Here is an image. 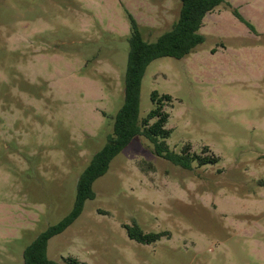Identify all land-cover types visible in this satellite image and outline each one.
Returning <instances> with one entry per match:
<instances>
[{
  "label": "rangeland",
  "instance_id": "rangeland-1",
  "mask_svg": "<svg viewBox=\"0 0 264 264\" xmlns=\"http://www.w3.org/2000/svg\"><path fill=\"white\" fill-rule=\"evenodd\" d=\"M180 6L0 0V264H23L24 249L72 209L123 104L132 24L154 42ZM199 33L186 57L148 65L139 117L153 91L170 96V150L218 162L179 166L133 138L49 240L53 264H264V0H225ZM133 224L160 237L137 243Z\"/></svg>",
  "mask_w": 264,
  "mask_h": 264
},
{
  "label": "trees",
  "instance_id": "trees-1",
  "mask_svg": "<svg viewBox=\"0 0 264 264\" xmlns=\"http://www.w3.org/2000/svg\"><path fill=\"white\" fill-rule=\"evenodd\" d=\"M225 0H180V11L177 20L170 30L160 35L154 42L145 41L136 26L132 24L129 39V50L124 81V99L121 108L115 114L112 131L107 135L105 145L96 152L78 177L75 186V198L72 209L57 224L39 234L23 251V264H53L47 257V245L51 238L64 232L80 216L86 201L94 198L93 184L102 177L111 161L135 137H143L154 149V153L176 165L189 167L192 162L198 166L216 164L215 156H199L185 151L175 153L167 145L171 131L166 128L169 115L164 107L170 102V96L150 95L153 108L145 117H139L140 88L142 78L148 65L164 57L182 59L194 48L204 42L199 33L205 17ZM234 14L240 18L236 10ZM128 237L137 243L148 244L157 240L160 235L144 234L138 225L127 228ZM70 264H79L70 260Z\"/></svg>",
  "mask_w": 264,
  "mask_h": 264
},
{
  "label": "water",
  "instance_id": "water-1",
  "mask_svg": "<svg viewBox=\"0 0 264 264\" xmlns=\"http://www.w3.org/2000/svg\"><path fill=\"white\" fill-rule=\"evenodd\" d=\"M77 182H78V180H77ZM77 182H76V183H77Z\"/></svg>",
  "mask_w": 264,
  "mask_h": 264
}]
</instances>
